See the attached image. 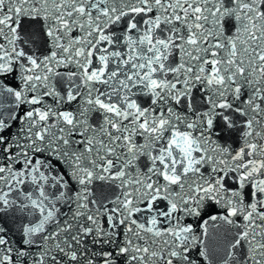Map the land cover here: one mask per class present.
<instances>
[{
  "label": "snow or ice",
  "instance_id": "6c2138e0",
  "mask_svg": "<svg viewBox=\"0 0 264 264\" xmlns=\"http://www.w3.org/2000/svg\"><path fill=\"white\" fill-rule=\"evenodd\" d=\"M0 264H264V0H0Z\"/></svg>",
  "mask_w": 264,
  "mask_h": 264
}]
</instances>
